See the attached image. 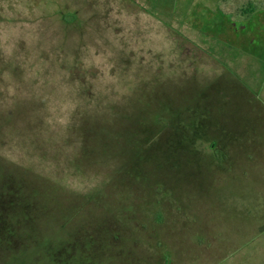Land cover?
<instances>
[{"label": "rangeland", "instance_id": "1", "mask_svg": "<svg viewBox=\"0 0 264 264\" xmlns=\"http://www.w3.org/2000/svg\"><path fill=\"white\" fill-rule=\"evenodd\" d=\"M262 44L264 0H0V264H264Z\"/></svg>", "mask_w": 264, "mask_h": 264}, {"label": "crops", "instance_id": "2", "mask_svg": "<svg viewBox=\"0 0 264 264\" xmlns=\"http://www.w3.org/2000/svg\"><path fill=\"white\" fill-rule=\"evenodd\" d=\"M223 36H228V38H230L231 40L233 38H235V42L232 41V43L235 44V45L237 44V46H239V45L245 46V42H247L249 44L254 42V39H252V38L251 39L250 38L246 39L245 37H241L240 35H238L236 33H231V34L230 33H223ZM252 45H254V44H252ZM262 45H263V50H264V44H262ZM219 51L220 50L218 48H215L213 55L212 56L208 55V57L206 58V61L208 63L206 65H204V67H206V69L208 70V73L207 74H209L210 73V70L213 68V67H209V65L211 63H214L212 61L213 59H214V61H216V59L217 60H220V61L226 63L227 66H234V65L238 64V62H236V61H238V60L240 61V58L239 57H235L234 55H228V54H224V55L223 54H219ZM249 55H252V54H249ZM263 58H264V55H263ZM241 60H242L243 63H246V62L251 61L249 59V56H246V59L245 60H244V58L241 59ZM232 140H233V142H235L234 139H232ZM252 143H253V139H252Z\"/></svg>", "mask_w": 264, "mask_h": 264}]
</instances>
